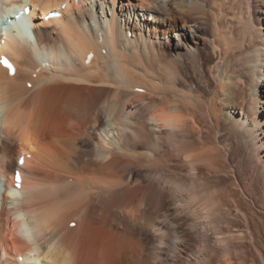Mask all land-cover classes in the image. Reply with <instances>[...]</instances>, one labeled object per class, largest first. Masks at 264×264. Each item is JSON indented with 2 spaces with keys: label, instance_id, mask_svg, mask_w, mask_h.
<instances>
[{
  "label": "bare ground",
  "instance_id": "6f19581e",
  "mask_svg": "<svg viewBox=\"0 0 264 264\" xmlns=\"http://www.w3.org/2000/svg\"><path fill=\"white\" fill-rule=\"evenodd\" d=\"M28 1L0 264H264V0Z\"/></svg>",
  "mask_w": 264,
  "mask_h": 264
},
{
  "label": "rangeland",
  "instance_id": "374dc122",
  "mask_svg": "<svg viewBox=\"0 0 264 264\" xmlns=\"http://www.w3.org/2000/svg\"><path fill=\"white\" fill-rule=\"evenodd\" d=\"M6 9V3H5V1L3 0H0V10H5ZM0 116H1V110H0ZM2 135V129H1V121H0V136ZM1 138V137H0ZM14 162H16V160H15V158H14ZM4 182H5V180H4V178H2L1 176H0V206H1V204H2V201H1V199L3 198V191L1 190V187L4 185Z\"/></svg>",
  "mask_w": 264,
  "mask_h": 264
}]
</instances>
